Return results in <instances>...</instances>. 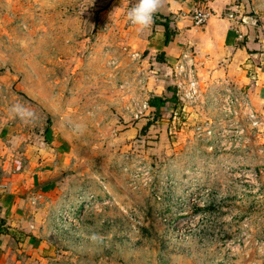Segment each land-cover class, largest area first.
I'll return each instance as SVG.
<instances>
[{
    "label": "rangeland",
    "instance_id": "rangeland-1",
    "mask_svg": "<svg viewBox=\"0 0 264 264\" xmlns=\"http://www.w3.org/2000/svg\"><path fill=\"white\" fill-rule=\"evenodd\" d=\"M117 2L0 0V151L32 240L16 261L264 264V111L230 81L179 100ZM241 14L264 46V0Z\"/></svg>",
    "mask_w": 264,
    "mask_h": 264
},
{
    "label": "crops",
    "instance_id": "crops-1",
    "mask_svg": "<svg viewBox=\"0 0 264 264\" xmlns=\"http://www.w3.org/2000/svg\"><path fill=\"white\" fill-rule=\"evenodd\" d=\"M136 2L118 0L116 4L122 9L120 14L127 21V12ZM244 4L245 0H211L207 5L210 17L202 27L195 28L190 21L194 0H161L148 30L130 25L131 44L138 51L161 53L160 63L168 66V69L174 64L175 58L188 48L193 56L199 85L219 87L222 80L230 81L236 89L241 88L246 92L250 105H258L262 112L264 46L259 41L251 40L250 26L237 22L246 19L241 14ZM233 12L238 13V16ZM227 14L232 15V20L226 18ZM164 24L171 34L166 45ZM7 158L5 151H0V264H18L16 256L23 252L20 242L27 244L32 240H29V235L13 231L23 214L19 192L16 191L17 179L6 171L10 163Z\"/></svg>",
    "mask_w": 264,
    "mask_h": 264
},
{
    "label": "built area",
    "instance_id": "built-area-1",
    "mask_svg": "<svg viewBox=\"0 0 264 264\" xmlns=\"http://www.w3.org/2000/svg\"><path fill=\"white\" fill-rule=\"evenodd\" d=\"M210 1L211 0H194V5L190 11V21L193 27H202L210 17L211 12L207 6ZM226 18L232 20V15L227 14ZM171 79V85L175 93L179 100L183 101L185 104H193L200 98L202 91L199 88L196 77L193 56L188 48L184 49L175 58V62L171 67ZM222 82L229 90L228 81L224 79ZM227 89L225 92H228ZM213 94L218 95L217 91H214ZM224 97L230 104L233 103L231 97L227 94H225ZM143 107H145V105H143Z\"/></svg>",
    "mask_w": 264,
    "mask_h": 264
},
{
    "label": "clouds",
    "instance_id": "clouds-1",
    "mask_svg": "<svg viewBox=\"0 0 264 264\" xmlns=\"http://www.w3.org/2000/svg\"><path fill=\"white\" fill-rule=\"evenodd\" d=\"M160 3L161 0H137L127 12L129 22L141 30L149 27L153 23L154 14ZM10 111L21 119H30L34 116L32 111L20 103L12 105Z\"/></svg>",
    "mask_w": 264,
    "mask_h": 264
},
{
    "label": "trees",
    "instance_id": "trees-1",
    "mask_svg": "<svg viewBox=\"0 0 264 264\" xmlns=\"http://www.w3.org/2000/svg\"><path fill=\"white\" fill-rule=\"evenodd\" d=\"M163 28H164V45H166L170 39L171 34L168 32V28L165 24L163 25ZM158 56L160 57L161 53H159Z\"/></svg>",
    "mask_w": 264,
    "mask_h": 264
}]
</instances>
